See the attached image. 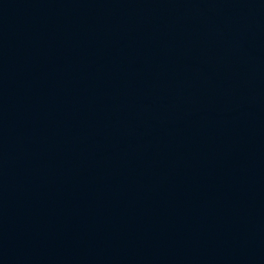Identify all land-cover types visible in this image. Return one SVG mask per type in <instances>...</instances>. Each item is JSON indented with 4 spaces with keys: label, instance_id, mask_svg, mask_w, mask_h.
Masks as SVG:
<instances>
[{
    "label": "water",
    "instance_id": "1",
    "mask_svg": "<svg viewBox=\"0 0 264 264\" xmlns=\"http://www.w3.org/2000/svg\"><path fill=\"white\" fill-rule=\"evenodd\" d=\"M0 264H264V0H0Z\"/></svg>",
    "mask_w": 264,
    "mask_h": 264
}]
</instances>
